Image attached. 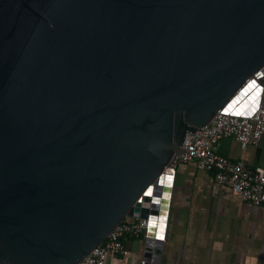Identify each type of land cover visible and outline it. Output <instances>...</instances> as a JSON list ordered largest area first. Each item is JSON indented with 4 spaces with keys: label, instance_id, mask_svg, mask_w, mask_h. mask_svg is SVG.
<instances>
[{
    "label": "water",
    "instance_id": "95a60500",
    "mask_svg": "<svg viewBox=\"0 0 264 264\" xmlns=\"http://www.w3.org/2000/svg\"><path fill=\"white\" fill-rule=\"evenodd\" d=\"M258 104L264 0H0V264H73L127 216L159 264L161 171Z\"/></svg>",
    "mask_w": 264,
    "mask_h": 264
},
{
    "label": "crops",
    "instance_id": "0c3cea01",
    "mask_svg": "<svg viewBox=\"0 0 264 264\" xmlns=\"http://www.w3.org/2000/svg\"><path fill=\"white\" fill-rule=\"evenodd\" d=\"M217 152L264 168V133L245 147L221 138ZM159 264H264V205L249 203L214 181L193 162L175 170ZM145 237L127 238L126 255L107 254L109 264H140Z\"/></svg>",
    "mask_w": 264,
    "mask_h": 264
},
{
    "label": "built area",
    "instance_id": "2783aa9c",
    "mask_svg": "<svg viewBox=\"0 0 264 264\" xmlns=\"http://www.w3.org/2000/svg\"><path fill=\"white\" fill-rule=\"evenodd\" d=\"M191 137H185L183 148L188 150L173 155L161 174H171L180 163L193 162L200 170L211 171L214 181L225 186L230 193L243 200L264 205V168L248 165L243 159H232L217 152L216 146L223 137L233 138L240 147L257 144L264 133V105L258 104L249 114L233 115L218 109ZM187 135V134H186ZM173 184V181H172ZM115 224L107 236L88 254L73 264H109L107 254L126 255L127 238L145 237L148 219L127 216ZM144 260H140L143 264Z\"/></svg>",
    "mask_w": 264,
    "mask_h": 264
},
{
    "label": "snow or ice",
    "instance_id": "6c2138e0",
    "mask_svg": "<svg viewBox=\"0 0 264 264\" xmlns=\"http://www.w3.org/2000/svg\"><path fill=\"white\" fill-rule=\"evenodd\" d=\"M169 179H170V178H169ZM148 194L150 195V194H151V192H149ZM161 238H163V237H161Z\"/></svg>",
    "mask_w": 264,
    "mask_h": 264
},
{
    "label": "trees",
    "instance_id": "16d2710c",
    "mask_svg": "<svg viewBox=\"0 0 264 264\" xmlns=\"http://www.w3.org/2000/svg\"><path fill=\"white\" fill-rule=\"evenodd\" d=\"M129 217H125V219H128Z\"/></svg>",
    "mask_w": 264,
    "mask_h": 264
}]
</instances>
